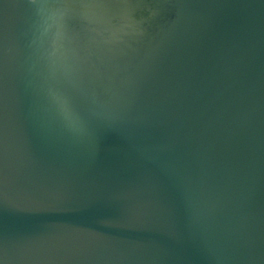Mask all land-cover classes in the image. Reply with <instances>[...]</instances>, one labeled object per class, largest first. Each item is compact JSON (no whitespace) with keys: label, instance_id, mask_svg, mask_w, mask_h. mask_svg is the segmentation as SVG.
<instances>
[{"label":"water","instance_id":"95a60500","mask_svg":"<svg viewBox=\"0 0 264 264\" xmlns=\"http://www.w3.org/2000/svg\"><path fill=\"white\" fill-rule=\"evenodd\" d=\"M0 264H264V0H0Z\"/></svg>","mask_w":264,"mask_h":264}]
</instances>
